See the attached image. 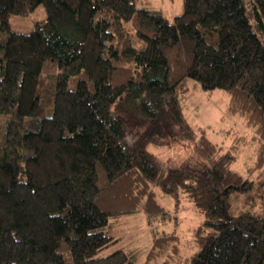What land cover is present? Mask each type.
Instances as JSON below:
<instances>
[{
  "label": "trees",
  "instance_id": "trees-1",
  "mask_svg": "<svg viewBox=\"0 0 264 264\" xmlns=\"http://www.w3.org/2000/svg\"><path fill=\"white\" fill-rule=\"evenodd\" d=\"M39 4L45 19L11 29ZM187 78L227 93L257 142L247 171L262 168L264 0H182L172 19L135 0H0V264H135L129 247L99 253L121 238L113 218L166 214L155 186L202 213L201 247L181 260L175 231L151 228L137 264H264V182L203 134L206 163L165 170L147 149L193 136ZM245 190L261 211L230 213L229 194Z\"/></svg>",
  "mask_w": 264,
  "mask_h": 264
},
{
  "label": "rangeland",
  "instance_id": "rangeland-1",
  "mask_svg": "<svg viewBox=\"0 0 264 264\" xmlns=\"http://www.w3.org/2000/svg\"><path fill=\"white\" fill-rule=\"evenodd\" d=\"M135 4L159 9L169 19L182 11V0H135ZM45 18V8L39 4L26 14L10 15L9 24L12 30L29 32L37 21ZM227 101L228 95L223 89L204 90L194 79L187 78L185 90L180 95V104L184 119L194 132L193 136L187 139L150 142L147 149L154 153L165 170L185 160L206 163V159L198 155L195 150L196 141L200 134H203L219 146L222 152H228L233 156L231 168L244 178H248L252 185L264 182V166L256 169L252 174L247 171V168L254 163V149L257 145L252 138L253 129L245 124L241 116L227 112ZM154 191L156 200L166 214L156 215L151 224L146 222L145 214L139 211L124 214L117 220L113 218L111 228L114 234L121 238L111 247L101 251L100 255L118 247L122 241L123 246L134 250L135 264L142 262L151 245V228L158 233L175 231L181 260L189 258L200 249L201 244L197 236L203 219L202 213L184 192H180L176 198L174 194L164 192L159 186H155ZM248 191H232L229 194L230 213L236 214L249 208L254 212L261 211L259 201L253 207L247 203ZM107 229L104 228L106 231ZM161 259L162 257H159L155 264Z\"/></svg>",
  "mask_w": 264,
  "mask_h": 264
},
{
  "label": "crops",
  "instance_id": "crops-1",
  "mask_svg": "<svg viewBox=\"0 0 264 264\" xmlns=\"http://www.w3.org/2000/svg\"><path fill=\"white\" fill-rule=\"evenodd\" d=\"M124 244H122V241L120 242L119 246H123Z\"/></svg>",
  "mask_w": 264,
  "mask_h": 264
}]
</instances>
